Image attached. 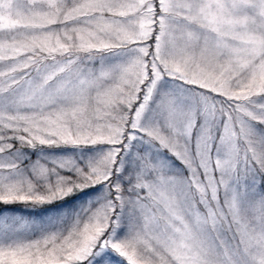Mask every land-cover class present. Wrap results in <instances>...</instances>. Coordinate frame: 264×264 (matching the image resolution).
Masks as SVG:
<instances>
[{"label":"snow or ice","instance_id":"6c2138e0","mask_svg":"<svg viewBox=\"0 0 264 264\" xmlns=\"http://www.w3.org/2000/svg\"><path fill=\"white\" fill-rule=\"evenodd\" d=\"M0 264H264V0H0Z\"/></svg>","mask_w":264,"mask_h":264}]
</instances>
